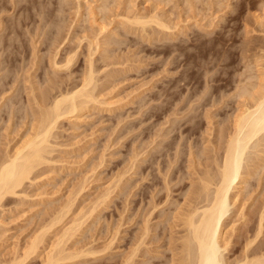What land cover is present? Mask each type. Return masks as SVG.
<instances>
[{"label":"rangeland","instance_id":"obj_1","mask_svg":"<svg viewBox=\"0 0 264 264\" xmlns=\"http://www.w3.org/2000/svg\"><path fill=\"white\" fill-rule=\"evenodd\" d=\"M36 1L0 0V161L90 73L91 100L0 203V264H43L54 247L59 264H181L194 194L264 74V0ZM245 156L223 222L228 264L264 255V133Z\"/></svg>","mask_w":264,"mask_h":264},{"label":"bare ground","instance_id":"obj_2","mask_svg":"<svg viewBox=\"0 0 264 264\" xmlns=\"http://www.w3.org/2000/svg\"><path fill=\"white\" fill-rule=\"evenodd\" d=\"M26 5L28 6V4ZM15 7L17 8V6ZM138 23L140 22H136V24ZM142 24L146 26L145 22ZM164 26L165 25L162 24V27ZM69 59L70 57L68 58V60ZM261 75L259 73L257 85H252L253 83L252 84L248 83L253 86V88L251 87L252 91L248 90L247 87L243 89L242 92L240 91L241 92L240 95L242 94L240 97H243V100L244 98H246V100L250 99L252 101L250 103L251 105L250 106L246 105L247 107L244 110H241L242 112H240V114H237L232 122L233 129L230 135L227 134L229 138L227 140L226 147L224 149L225 151L223 158L222 160L220 159L221 162L217 160L219 161V164H217L218 171L216 173L217 175L214 176V181L211 180L208 182L206 180L207 182L204 183L201 181L203 187L199 191H197L196 194H194L193 204L191 202L193 206L189 205L191 208L188 209L191 211H189L188 216L186 215L187 219L185 218L186 221L184 222L185 223L184 226L186 227L185 232H187L185 234L187 235L185 236V241L183 239V241L181 242V244L184 243L182 244L183 246L182 249H180L181 251L179 250L181 253L180 254L181 259L179 258L180 260L178 262L181 261V264H228V262L224 260L222 252L227 250L228 248L227 244L229 243H225V246L222 245L224 244L223 242L224 234L222 229H223L224 219L226 218V216L230 211V204H229V201L231 199L230 193L233 190L237 180L241 177V169L243 166L244 157H246L245 155L247 153L250 144L261 134L264 133V74ZM93 77L94 75L92 76V73H90L89 77H87V79L85 78L86 80L83 88L79 90L70 89L69 92H66L64 94L62 93L60 97L58 98L55 97L56 99L53 100L52 102V106H51L52 108H49V110L47 109L48 112L47 110L43 111L44 115H42L43 117L40 120L41 124H39V128H37L39 131L36 132L34 130L36 132V135L32 138H29V140L25 142L26 144H24V146L21 147V149L15 152L13 156H4L6 158L1 159L0 203L2 202L3 198L6 195H16V191L21 186H23L24 182L30 179L31 174L33 173L32 171L35 170V168L38 167V165L40 166V164L42 165L43 163H45L44 160L46 159L45 154L47 151L46 144L49 139V136L58 126V123L61 121L62 117L63 118L65 117L64 115L75 112L78 109V106H80V104L86 103L85 102L86 99L91 100L89 95L90 91L88 88L92 86ZM253 79H255V77ZM244 86L246 85L244 84ZM81 98L82 99L85 98V101L83 102ZM78 100L80 102L82 100V102L80 103L78 102ZM211 186H214L213 187L214 189H212ZM261 220H263V218H261ZM145 225L147 226L148 224ZM145 225H144V229L146 228ZM74 227H72L73 228L72 230L76 228ZM261 227L262 224L259 227L260 228L259 230L262 229ZM147 228L145 230L142 229L145 232H143L144 235H142L141 233V235L143 236L142 238L140 237L141 245H144L145 243L144 238H146V236L148 235L149 229ZM69 231L70 230H68V232ZM67 234L65 233V235ZM37 243L35 244L33 243V246L31 245V247H29L30 250L28 251L30 252H28V254L31 255L35 251L37 252L38 249L36 245H39L40 242L38 244ZM60 243H58L57 246ZM53 249L58 250L55 247ZM54 251H52L53 253L50 252L52 254H49L48 257L45 258L46 260H43L44 261L42 262L43 264H59L58 262L60 260H62L63 258L65 260V257L61 256L63 255L61 254L63 253V250L62 252L58 250L57 253ZM64 260H62L61 262H63ZM19 262H17L16 260L15 262H12L10 264H20ZM125 264H129V261L127 260V263L125 262ZM232 264H264V255L259 256L258 258L255 259H251V258L249 259L248 257L247 258L243 257V260L241 259L240 261H236V262L234 261V263Z\"/></svg>","mask_w":264,"mask_h":264}]
</instances>
